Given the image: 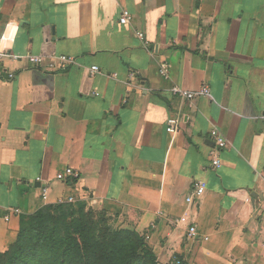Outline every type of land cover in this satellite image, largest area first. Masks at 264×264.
<instances>
[{"label":"crops","instance_id":"obj_1","mask_svg":"<svg viewBox=\"0 0 264 264\" xmlns=\"http://www.w3.org/2000/svg\"><path fill=\"white\" fill-rule=\"evenodd\" d=\"M0 50V253L47 187L149 234L158 264H264V0H0Z\"/></svg>","mask_w":264,"mask_h":264},{"label":"trees","instance_id":"obj_2","mask_svg":"<svg viewBox=\"0 0 264 264\" xmlns=\"http://www.w3.org/2000/svg\"><path fill=\"white\" fill-rule=\"evenodd\" d=\"M0 264L158 263L143 237L118 228L104 211L57 204L21 218Z\"/></svg>","mask_w":264,"mask_h":264},{"label":"built area","instance_id":"obj_3","mask_svg":"<svg viewBox=\"0 0 264 264\" xmlns=\"http://www.w3.org/2000/svg\"><path fill=\"white\" fill-rule=\"evenodd\" d=\"M131 21V15L128 11L124 10L122 11V14L120 16L119 19V23L121 25H126ZM137 36L139 39L144 40V36L141 33H137ZM3 50H0V60L3 57ZM14 60L19 59L18 57H14ZM26 61L28 62V64L32 67L35 68H46V70H53V68L55 67V64L51 61L48 60L47 62L45 61L44 58H42L41 56H28L26 57ZM54 61H56L58 67L60 70H65L68 65L70 63H72V58L61 55V56H57L54 58ZM98 68L97 67H93L91 68V72H97ZM169 73H170V65L166 62L162 63L159 67V74L161 77L168 79L169 78ZM9 77H13V75H9ZM170 92L173 96L180 98L182 100L185 101H192L194 98L196 97H203V96H209V89L207 87H202L197 93H192L189 92L187 90H184L182 88H179L177 86H173L170 88ZM259 119L264 122V115H262L261 117H259ZM167 133L173 134L176 133L178 131V119L176 117H172L167 121V128H166ZM209 138L211 140V142L213 143V151L211 152V162H212V166L215 169L220 168L221 163L219 160V152H221L223 149H225L228 144L227 141L225 140V138L222 136V134L218 131V130H211L209 133ZM56 179L62 183H67L69 181H67L68 179L71 180H78L79 179V174L77 172L71 171V170H67L66 172L63 173H58L56 175ZM205 189V185L202 183H196L194 185V190H193V194L196 197H199L203 194ZM40 199L42 201V203L45 206H48V188L44 187L41 188L40 191ZM192 202V196H190L189 198L186 199V203H191ZM76 203V200L74 197H68L66 199H58L54 204L52 205H74ZM12 213L14 215H19L20 211L15 209L12 211ZM9 219L8 216L5 217V220L7 221ZM197 232H196V228L191 226L188 229L187 232V236L186 239L187 240H192L196 237ZM149 238V234H145L144 235V239H148ZM172 263L174 264H181V261H179L178 259L174 260Z\"/></svg>","mask_w":264,"mask_h":264}]
</instances>
